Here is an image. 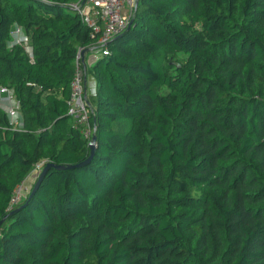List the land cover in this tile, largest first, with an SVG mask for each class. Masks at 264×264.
Masks as SVG:
<instances>
[{"label":"trees","instance_id":"obj_1","mask_svg":"<svg viewBox=\"0 0 264 264\" xmlns=\"http://www.w3.org/2000/svg\"><path fill=\"white\" fill-rule=\"evenodd\" d=\"M74 2L0 0V85L21 118L0 102V264H264V0H136L84 63L93 158L10 207L35 164L91 153L68 100L97 37Z\"/></svg>","mask_w":264,"mask_h":264},{"label":"built area","instance_id":"obj_2","mask_svg":"<svg viewBox=\"0 0 264 264\" xmlns=\"http://www.w3.org/2000/svg\"><path fill=\"white\" fill-rule=\"evenodd\" d=\"M136 0H80L72 3L83 21L91 28V37H97V48L91 49L93 57L97 60L100 55L109 52V41L120 34L131 21ZM23 28L16 26L10 31L11 41L15 44H22ZM85 49L80 48L76 57L77 70L70 82V97L68 100V114L71 115L74 125L78 127L83 136L92 142L94 129L90 120L89 94L87 93V74L85 70ZM86 51V50H85ZM0 102L7 110L11 118V124L17 128L19 121L15 120L18 115V99L8 86L0 85ZM45 161L42 160L34 165L26 179L19 184L13 194L10 207H13L27 198L31 191L34 179L42 171ZM33 181V182H31Z\"/></svg>","mask_w":264,"mask_h":264},{"label":"water","instance_id":"obj_3","mask_svg":"<svg viewBox=\"0 0 264 264\" xmlns=\"http://www.w3.org/2000/svg\"><path fill=\"white\" fill-rule=\"evenodd\" d=\"M86 51L84 50V53ZM96 140H97V136L94 134L93 135V139H92V142L90 143V149H91V153H90V156L83 162H80V163H77L76 165H62V164H55L53 162H47L43 168H42V171L40 172V174L38 175L35 183H34V186L32 188V191H31V194L30 196L35 192V190L38 188V185L40 184L41 180L43 179V177L45 176V174L47 173V171L52 168V167H55V168H58V169H64V168H72L74 166H81L87 162H89L93 156H94V152H95V147H96Z\"/></svg>","mask_w":264,"mask_h":264},{"label":"rangeland","instance_id":"obj_4","mask_svg":"<svg viewBox=\"0 0 264 264\" xmlns=\"http://www.w3.org/2000/svg\"><path fill=\"white\" fill-rule=\"evenodd\" d=\"M80 1V0H79ZM23 39H24V44L27 43L29 40H28V36L26 35V33L23 31ZM181 57H184V56H181ZM95 79L94 77L91 75V74H88L87 76V92L89 95L93 94V88H95ZM15 120H18L19 122V125L21 124L20 120V113H19V118H18V115L15 117ZM18 127H21L19 126Z\"/></svg>","mask_w":264,"mask_h":264},{"label":"crops","instance_id":"obj_5","mask_svg":"<svg viewBox=\"0 0 264 264\" xmlns=\"http://www.w3.org/2000/svg\"><path fill=\"white\" fill-rule=\"evenodd\" d=\"M95 61H96V59L93 57V53L92 52L90 54H87L86 55V57H85V63L87 65H92ZM87 76H88V74H87ZM95 87H96V84H95ZM95 90H96V88H93V93L95 92ZM31 182H33V181H31Z\"/></svg>","mask_w":264,"mask_h":264}]
</instances>
